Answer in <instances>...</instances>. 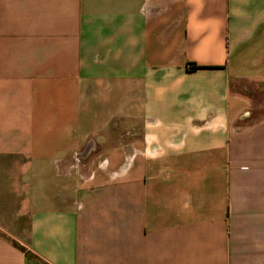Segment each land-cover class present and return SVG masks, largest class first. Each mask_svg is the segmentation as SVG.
<instances>
[{"label":"crops","instance_id":"1","mask_svg":"<svg viewBox=\"0 0 264 264\" xmlns=\"http://www.w3.org/2000/svg\"><path fill=\"white\" fill-rule=\"evenodd\" d=\"M0 264H264V0H0Z\"/></svg>","mask_w":264,"mask_h":264},{"label":"rangeland","instance_id":"2","mask_svg":"<svg viewBox=\"0 0 264 264\" xmlns=\"http://www.w3.org/2000/svg\"><path fill=\"white\" fill-rule=\"evenodd\" d=\"M249 89L251 90V88H249ZM258 99H259V97L257 95H254V100H255L254 103H257V101H259Z\"/></svg>","mask_w":264,"mask_h":264},{"label":"trees","instance_id":"3","mask_svg":"<svg viewBox=\"0 0 264 264\" xmlns=\"http://www.w3.org/2000/svg\"><path fill=\"white\" fill-rule=\"evenodd\" d=\"M194 66L190 67V68H193Z\"/></svg>","mask_w":264,"mask_h":264}]
</instances>
